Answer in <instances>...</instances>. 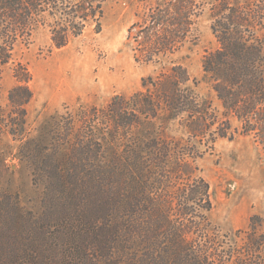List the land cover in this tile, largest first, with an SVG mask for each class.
<instances>
[{
    "label": "trees",
    "instance_id": "trees-1",
    "mask_svg": "<svg viewBox=\"0 0 264 264\" xmlns=\"http://www.w3.org/2000/svg\"><path fill=\"white\" fill-rule=\"evenodd\" d=\"M104 1L0 0V68L12 63L17 81L8 113L0 107V134L19 142L17 157L41 192L36 216L0 191V264H264L255 219L234 239L211 225L209 185L189 160L201 152L164 135L177 121L203 145L212 127L210 144L250 134L264 142V0L210 2L217 46L203 55L202 70L221 119L211 103L197 100L187 70L174 65L148 78L152 90L117 96L103 108L55 113L30 137L32 76L15 63L14 48L29 46L40 30L50 50L67 46L89 23L100 31ZM138 2L143 10L128 39L144 65L180 51L206 4Z\"/></svg>",
    "mask_w": 264,
    "mask_h": 264
},
{
    "label": "rangeland",
    "instance_id": "rangeland-1",
    "mask_svg": "<svg viewBox=\"0 0 264 264\" xmlns=\"http://www.w3.org/2000/svg\"><path fill=\"white\" fill-rule=\"evenodd\" d=\"M203 1L206 4L195 19L192 37L180 51L158 64L144 65L133 58L136 44L128 39V29L143 10L138 0H105L100 31L89 23L61 49L50 50L47 33L42 30L29 46L17 45L13 59L32 76L28 84L32 99L25 106L29 136L35 137L39 126L55 113H74L80 106L103 108L117 96L127 99L144 89L152 90L148 78L156 79L174 65L187 70L196 82L188 86L197 100L211 103V111L218 112L221 119L219 102L205 83L202 70L203 55L217 46L210 28L211 0ZM13 66L9 63L0 68V107L5 115L8 91L17 85ZM212 130L206 135L208 145L200 144L199 137L192 138L177 121L165 127L164 135L201 152L200 157L189 160L195 173L209 185L212 208L206 215L211 225L234 239L237 231L249 230V220L254 218L257 234L264 235V142L250 134L231 140L217 138L210 144ZM18 147L19 142L10 135L0 134V191L10 195L23 212L38 216L41 192L32 185L28 165L19 161Z\"/></svg>",
    "mask_w": 264,
    "mask_h": 264
},
{
    "label": "bare ground",
    "instance_id": "bare-ground-1",
    "mask_svg": "<svg viewBox=\"0 0 264 264\" xmlns=\"http://www.w3.org/2000/svg\"><path fill=\"white\" fill-rule=\"evenodd\" d=\"M73 74H74V72H73ZM76 76V75H75ZM70 78V77H69Z\"/></svg>",
    "mask_w": 264,
    "mask_h": 264
}]
</instances>
